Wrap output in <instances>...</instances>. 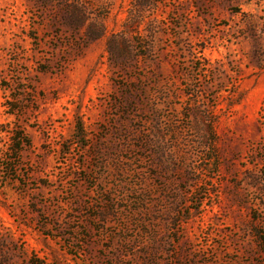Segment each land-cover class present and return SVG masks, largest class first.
<instances>
[{
	"label": "rangeland",
	"instance_id": "1",
	"mask_svg": "<svg viewBox=\"0 0 264 264\" xmlns=\"http://www.w3.org/2000/svg\"><path fill=\"white\" fill-rule=\"evenodd\" d=\"M0 264H264V0H0Z\"/></svg>",
	"mask_w": 264,
	"mask_h": 264
},
{
	"label": "trees",
	"instance_id": "2",
	"mask_svg": "<svg viewBox=\"0 0 264 264\" xmlns=\"http://www.w3.org/2000/svg\"><path fill=\"white\" fill-rule=\"evenodd\" d=\"M41 1L50 2L51 0H41ZM67 13L69 14V17H70L71 14L81 13V9H80L79 5H74L71 8L67 9ZM80 27H81V23H80V25L78 24L77 28H80Z\"/></svg>",
	"mask_w": 264,
	"mask_h": 264
}]
</instances>
